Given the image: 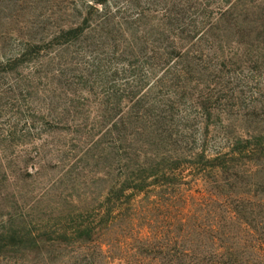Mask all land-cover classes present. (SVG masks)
<instances>
[{
  "label": "rangeland",
  "instance_id": "rangeland-1",
  "mask_svg": "<svg viewBox=\"0 0 264 264\" xmlns=\"http://www.w3.org/2000/svg\"><path fill=\"white\" fill-rule=\"evenodd\" d=\"M85 1L0 0V264H179L185 250L236 242L254 254L249 242L264 238V0H110L107 24L64 40ZM167 21L184 39V79L162 67L174 45ZM147 109L165 111L172 138L149 136ZM200 145L225 161L219 181L211 164L183 157L167 177L131 179L151 154Z\"/></svg>",
  "mask_w": 264,
  "mask_h": 264
},
{
  "label": "trees",
  "instance_id": "trees-1",
  "mask_svg": "<svg viewBox=\"0 0 264 264\" xmlns=\"http://www.w3.org/2000/svg\"><path fill=\"white\" fill-rule=\"evenodd\" d=\"M110 0H86L80 10V16L82 19V22L77 23L74 26H69L67 29L61 30L59 32L60 37H62L66 41H73V40H79V38L84 34L87 28L93 29V31L96 30V26L98 24L105 25L107 24V18L110 14L109 11V4ZM131 5H129L128 8L125 9H131ZM98 15L101 19L100 20H94L93 16ZM172 20V19H171ZM175 25L173 22L167 21V23L164 24L163 32L168 37V39L172 38L174 39V44L172 47H166L163 48L162 56L165 58V63H163L162 67L165 73V77L172 73V76L174 79H184L186 77V74L189 73V65L184 66L181 62H179L180 65H178L176 62L180 59H183L184 53L183 47L179 46V43H177L179 40H184L183 37L181 38L180 35H176L175 32H177L175 29ZM95 26V27H93ZM92 31V30H91ZM174 32V33H173ZM182 32V31H181ZM167 34V35H166ZM178 34V32H177ZM28 49L23 50V54H26ZM157 86V82H154L153 85L148 87V89L141 95V97H138L135 101V103H139L142 101V99L149 95ZM142 90V88H141ZM136 98V97H135ZM134 98V100H135ZM134 103V104H135ZM169 107V105H168ZM150 110V108H149ZM152 110V109H151ZM148 109L146 111L145 117L147 119L155 120L157 121L154 123H151V126L149 127L151 131L149 132V136L152 137V134L158 137H165L172 138L175 133L171 126L168 124L169 120L167 117V114H164L162 112L159 117H152L150 113H147ZM164 114V115H163ZM159 120V121H158ZM162 124V126H158L159 124ZM161 132V133H160ZM166 133V134H165ZM153 158L148 159L144 165H135L134 172L132 173L133 177L131 179H134L136 181L142 180L141 178H138L137 174L141 171H150V174L148 175V178L152 177H159V176H169L170 174L174 173L179 166L182 165L181 158L183 157L185 162H193L197 163L198 165H210V170H214L211 176H213L216 181H219L223 174H226V168L224 167L225 161H221L219 164L214 165L213 161H216V159H211V157L208 156L207 149L200 145V148L198 150H191L188 152L186 151H179V149H162V151H158V153L151 154L150 155ZM191 158L190 160L187 159L188 157ZM194 159V161H192ZM183 166V165H182ZM216 168V170H215ZM204 172H208L207 169H204ZM135 175V176H134ZM203 178H201V181H205V183L210 180L209 178L211 176L208 175H202ZM147 177L143 178V181H140L139 183H136L134 185V189H136L138 192L144 191V185L145 180ZM184 185V184H183ZM182 187V185L179 186V188ZM192 198H198L204 199L206 194L199 192L196 195H191ZM189 198V195L186 196ZM184 197L185 199H187ZM231 218L235 219L238 218L237 213L235 211L230 212ZM242 227L247 232H253L256 231L258 228L260 229V226L253 225L248 222H242ZM88 232V230H85L84 233H82L79 237L84 238L85 234ZM3 242H6L5 245L7 246H15L17 241L15 239V235L12 233H8L6 236L2 235ZM250 248H253L255 253L250 254L246 251V247H249L248 243H242L236 242L233 243L235 247L232 245V247H224L220 246L219 250L207 253V254H190L189 251L185 250L182 252L180 256V262L179 264H264V238L256 239L249 242ZM254 244V245H252ZM241 249V250H240Z\"/></svg>",
  "mask_w": 264,
  "mask_h": 264
}]
</instances>
